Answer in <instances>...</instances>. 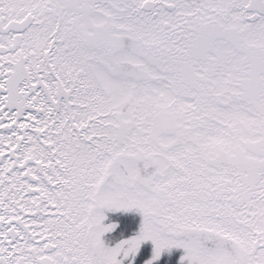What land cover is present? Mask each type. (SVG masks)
Returning <instances> with one entry per match:
<instances>
[{
  "label": "snow or ice",
  "instance_id": "snow-or-ice-1",
  "mask_svg": "<svg viewBox=\"0 0 264 264\" xmlns=\"http://www.w3.org/2000/svg\"><path fill=\"white\" fill-rule=\"evenodd\" d=\"M0 264H264V0H0Z\"/></svg>",
  "mask_w": 264,
  "mask_h": 264
},
{
  "label": "trees",
  "instance_id": "trees-1",
  "mask_svg": "<svg viewBox=\"0 0 264 264\" xmlns=\"http://www.w3.org/2000/svg\"><path fill=\"white\" fill-rule=\"evenodd\" d=\"M180 251H181V250H176V254L179 255Z\"/></svg>",
  "mask_w": 264,
  "mask_h": 264
}]
</instances>
